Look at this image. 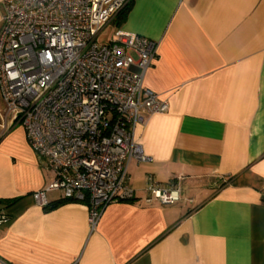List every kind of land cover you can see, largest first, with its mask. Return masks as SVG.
I'll return each instance as SVG.
<instances>
[{
  "label": "crops",
  "instance_id": "obj_1",
  "mask_svg": "<svg viewBox=\"0 0 264 264\" xmlns=\"http://www.w3.org/2000/svg\"><path fill=\"white\" fill-rule=\"evenodd\" d=\"M130 1L109 41L158 43L143 84L169 105L136 129L151 161L129 163L135 196L90 232L86 202L35 201L54 173L0 126V264H264V0ZM148 176L177 201L146 203Z\"/></svg>",
  "mask_w": 264,
  "mask_h": 264
},
{
  "label": "built area",
  "instance_id": "obj_2",
  "mask_svg": "<svg viewBox=\"0 0 264 264\" xmlns=\"http://www.w3.org/2000/svg\"><path fill=\"white\" fill-rule=\"evenodd\" d=\"M130 0H2L1 128L21 125L39 162L54 173L45 192L86 202L90 232L105 208L130 200L129 163L147 162L136 129L166 112L143 84L158 43L144 36L97 37ZM146 203L177 201L172 185L146 177ZM6 216L0 214V223Z\"/></svg>",
  "mask_w": 264,
  "mask_h": 264
},
{
  "label": "rangeland",
  "instance_id": "obj_3",
  "mask_svg": "<svg viewBox=\"0 0 264 264\" xmlns=\"http://www.w3.org/2000/svg\"><path fill=\"white\" fill-rule=\"evenodd\" d=\"M112 26L104 27L100 35L98 36L97 42L100 44L107 43L110 39V35H112Z\"/></svg>",
  "mask_w": 264,
  "mask_h": 264
},
{
  "label": "trees",
  "instance_id": "obj_4",
  "mask_svg": "<svg viewBox=\"0 0 264 264\" xmlns=\"http://www.w3.org/2000/svg\"><path fill=\"white\" fill-rule=\"evenodd\" d=\"M130 7H131V1H129L128 4L118 13L119 22H122L125 20Z\"/></svg>",
  "mask_w": 264,
  "mask_h": 264
}]
</instances>
